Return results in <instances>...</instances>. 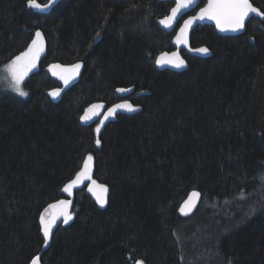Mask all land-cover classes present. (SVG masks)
<instances>
[{
	"label": "trees",
	"instance_id": "trees-1",
	"mask_svg": "<svg viewBox=\"0 0 264 264\" xmlns=\"http://www.w3.org/2000/svg\"><path fill=\"white\" fill-rule=\"evenodd\" d=\"M251 2L264 12V0ZM172 6L59 0L39 12L0 0V70L36 31L43 44L23 82L27 97L0 90V264L35 256L41 264H264V19H249L238 36L197 25L190 45L211 56L181 51L186 70H157L176 28L167 33L156 21ZM76 62L79 81L52 102L47 93L59 85L49 65ZM120 88L132 92L120 98ZM120 100L139 111L103 127L80 124L88 105ZM89 155L107 205L75 190L72 219L43 251L40 214L67 198L64 186ZM192 190L200 203L181 218Z\"/></svg>",
	"mask_w": 264,
	"mask_h": 264
},
{
	"label": "snow or ice",
	"instance_id": "snow-or-ice-1",
	"mask_svg": "<svg viewBox=\"0 0 264 264\" xmlns=\"http://www.w3.org/2000/svg\"><path fill=\"white\" fill-rule=\"evenodd\" d=\"M27 7L31 9H40L41 5L36 2V0H26ZM196 4V0H176V6L171 9V15L165 17L164 19L160 20V24H162L165 28H169L172 26L173 21L176 19L177 13L181 11V9H187L192 5ZM250 14H255V16L261 17L264 19V12L258 10L256 7L250 3V0H208L207 5L204 8H201L199 13L196 16H193L184 21V26L181 27L180 32L177 34L176 42L182 43L186 42L184 37L186 36L187 29L192 25L194 21L197 20H213L216 23V27L220 31H232L238 32L245 27V20L250 16ZM42 38L39 32L36 33V39L32 41V44L29 46L28 50L21 55L17 56L14 60L11 61L10 64L6 66L7 71L10 73L13 81L14 90L17 95L23 97L27 95L21 88L20 84L23 81L24 77L27 73L35 68L36 66V57L38 56L39 52L42 51ZM191 50V49H190ZM196 51L202 54H208L209 50L207 48H200ZM174 59L165 60L163 57L158 58L156 60L157 65H161L163 63H170L173 67L180 68L184 66V61L180 59L175 53L172 54ZM81 65L79 63L73 65L71 70H63V71H71L73 74L77 73L80 69ZM52 68H59V65H53ZM52 68L49 71H52ZM53 75H57L56 72H53ZM74 78L61 75L60 79H62L65 85L68 84L69 79ZM118 92L127 91L126 89H117ZM60 94V89H56L52 92H49V95L55 99ZM102 105H93L92 108H99ZM118 109H123L126 111H135V109L130 104H117L113 108L108 110L105 119L108 116H111L116 113ZM88 119L87 115L81 117V120L84 121ZM103 123V121H101ZM96 132H100V127L97 126ZM97 146L100 145V140H96ZM92 156L89 155L87 159L84 161V166L80 172L76 174V179L72 180L70 183L64 186L63 191L71 195L72 189L77 185L78 182L90 179V167ZM95 185V181H92ZM89 191H92L89 188ZM198 193H192V197H198ZM192 197L189 198L188 201L185 202V206L180 209V211L187 215L188 212L195 206V202L192 200ZM98 203H100L101 207L104 206V202L98 197ZM70 201L61 200L59 202L60 205L67 208L70 204ZM50 207H55V205H51ZM47 211V209L45 210ZM62 215L64 216L63 222L67 224L71 219L72 215L67 212L63 211ZM40 222L42 225V232L44 238V245L47 246L49 242V237L52 231V224L54 223L53 220H46L44 215L42 214L40 217ZM39 257L33 258L31 264H38ZM136 264H142L141 261H137Z\"/></svg>",
	"mask_w": 264,
	"mask_h": 264
},
{
	"label": "water",
	"instance_id": "water-1",
	"mask_svg": "<svg viewBox=\"0 0 264 264\" xmlns=\"http://www.w3.org/2000/svg\"><path fill=\"white\" fill-rule=\"evenodd\" d=\"M57 1H59V0H49L48 4H47L48 8H51L52 6H54ZM158 1H170V2L173 3V6L170 8V10H169V12H168V14L166 16H164L163 18L158 19L156 21V24L163 31H165L167 33L172 32L175 28H176V31H175L172 39H171V46L173 48L172 51H170V52H162V53L158 54L156 56V58H155V67H156L157 70L168 69V70L174 71V72H182V71L186 70L188 68V64L185 61V59L182 57L181 51H185L188 55H190L192 57L207 58V57L211 56L210 51L208 52V54H202V53L196 51L197 49L206 48V47L200 46V47L192 48L191 45H190V34H191L192 30L197 25H210V26H212L214 28V31L216 32V34H218L220 36H238V35L242 34L243 31H244V29H242V30H240L238 32H232V31H223L222 32L216 27V23L213 20H208V19L197 20V21H194L192 23V25L187 29L186 36L184 37V40L186 42L177 43L176 42V37H177V34L180 32L181 27L184 26V21L189 19V18H191V17H193V16H196L197 13H199L200 9L204 8L207 5L208 0H206V3L203 6H201V7H199L200 0H196V4L195 5H192V6H190L187 9H181V11L177 13L176 19L173 21L172 26L169 27V28H165L162 24H160V20H162L165 17L171 15V9L176 6V0H158ZM250 3H252L251 0H250ZM254 7H256V6H254ZM257 9L260 10L259 8H257ZM192 11H195V12L193 14H190V12H192ZM251 18H256V19L262 20L261 17L255 16V14H250V16L248 18H246V20H245V25L248 22V20L251 19ZM177 25H178V27H176ZM37 32L38 31L35 32L34 39H36V33ZM42 52H43V50L39 52L38 56L42 55ZM173 53H175L180 59H182L184 61V66L183 67L176 68V67H173L170 63H163L161 65H157L156 60L158 58L163 57L165 60L174 59V57L172 55ZM77 63H79L81 65V67H80V69H79V71L77 73L73 74L71 71H63L65 69L71 70L73 65H75ZM53 65H59V68H52ZM50 68H52V71H49ZM82 70H83V63L82 62H76V63L70 64V65H64V64H60V63H52V64H50L48 69H47L49 77L59 85V87L51 89V90L48 91L47 96L50 98V100L52 102H58L60 100L61 96L63 95V93L65 91H67L70 87H72L74 84H76L79 81V78L81 76ZM53 72H56L57 75H53ZM61 75L68 76V77H73V75H74V78H70L68 84L65 85L64 81L62 79H60ZM56 89H60V94L55 99H53L49 95V92H52V91H54ZM120 89H123V88H120ZM126 90L127 91H124V92L116 91L117 96L120 97V98L127 97V95L132 92V89L128 88ZM117 104H130V105H132L129 101H126V100L119 101V102H117V103H115V104H113V105H111L109 107H106L105 103L95 102V103H92V104L88 105L84 109V111L82 112L79 120L84 125H92L94 123H98L99 126L103 127L108 122L113 121L115 119L116 115H118V114L132 115V114H135V113H137L139 111V107L138 106L132 105V107L135 109V111H126V110H123V109H118L115 114H113L111 116H108V118L105 119V116L107 115L108 110L110 108H113ZM93 105H102V107L92 108ZM85 115H87L88 119L82 121L81 117H84ZM101 121H103V123H101ZM83 166H84V163H83L82 167L80 168V170L78 172L81 171ZM89 175H90V179H85V180H82V181L78 182L77 185L72 189V193L75 190L82 189V188L85 187L86 190H87V193L89 194L91 199L95 202L97 207L100 208V209H104L106 207V205H107V202H108L109 189H108V187L105 184L98 183V182L95 181V179H94V163H93V161H91V167H90V174ZM74 179H76V175L74 176V178L72 180H74ZM92 181L96 182L95 185L92 183ZM70 182H68V183H70ZM89 188H91L92 191H89ZM194 192L198 193L199 196L198 197H192V193H194ZM72 193H71V195L66 193L67 198L61 199V200H65V201H70L71 202ZM98 197L104 202V206L103 207H101L100 203H98V199H97ZM190 197H192V200L195 202V206L191 209L190 212H188L187 215H185V214H183L180 211V209L185 206V202L188 201ZM61 200L47 205L42 210V212L40 214V217L43 214L46 220H53L54 221V223L52 224V231H51V234H50V237H49L48 245L45 246L44 242H43V246H42V250L43 251H45L48 248V246L50 244V241L52 239V235H53L54 231L56 230V228L64 223L63 222L64 216L62 215L63 211H67V212H69L71 214L72 202L67 206L66 209H64V207L59 204V202ZM199 203H200V193L197 192L196 190L190 191L189 194L187 195V197L181 202V204L179 206V209H178L179 216L181 218L190 217L196 211ZM51 205H55V207H50ZM46 209H47V211H45ZM40 217H39V224H40V228H41V235H42V238H43V232H42V225H41V222H40ZM43 241H44V238H43ZM37 257H39V256H37ZM30 264H31V262H30ZM38 264H41L40 258L38 259Z\"/></svg>",
	"mask_w": 264,
	"mask_h": 264
},
{
	"label": "rangeland",
	"instance_id": "rangeland-1",
	"mask_svg": "<svg viewBox=\"0 0 264 264\" xmlns=\"http://www.w3.org/2000/svg\"><path fill=\"white\" fill-rule=\"evenodd\" d=\"M47 8H48L47 6H41L40 9H33V10H36V11H39V12H46L47 11ZM26 77H29V76H25L24 79H23V81L20 84V88L25 93H27V92L23 88V82L27 79ZM0 90L5 91V92H8V93H11V94H14L15 96H17L19 98H26L27 97V95H25L23 97L17 95V93L14 90L12 77H11L10 73L7 71L6 66L3 67L0 70Z\"/></svg>",
	"mask_w": 264,
	"mask_h": 264
},
{
	"label": "flooded vegetation",
	"instance_id": "flooded-vegetation-1",
	"mask_svg": "<svg viewBox=\"0 0 264 264\" xmlns=\"http://www.w3.org/2000/svg\"><path fill=\"white\" fill-rule=\"evenodd\" d=\"M254 6H255V5H254ZM257 8H258V7H257ZM40 56H41V55H40ZM40 56H37V57H36V61H35V63L37 62V60H38V58H39ZM35 67H36V66H35ZM33 70H35V68L31 69V70L27 73L26 76H30V73H31ZM26 78H28V77H26ZM120 101H124V100H120Z\"/></svg>",
	"mask_w": 264,
	"mask_h": 264
},
{
	"label": "bare ground",
	"instance_id": "bare-ground-1",
	"mask_svg": "<svg viewBox=\"0 0 264 264\" xmlns=\"http://www.w3.org/2000/svg\"><path fill=\"white\" fill-rule=\"evenodd\" d=\"M169 2H170V1H169ZM79 122H80V120H79ZM80 124L83 125V126H91V125H84V124H82L81 122H80ZM98 125H99V124H98ZM196 191H197V190H196ZM196 210H197V209H196ZM192 215H193V214H192ZM35 257H37V256H35ZM35 257H34V258H35ZM32 260H33V259H32ZM32 260H31V261H32Z\"/></svg>",
	"mask_w": 264,
	"mask_h": 264
}]
</instances>
